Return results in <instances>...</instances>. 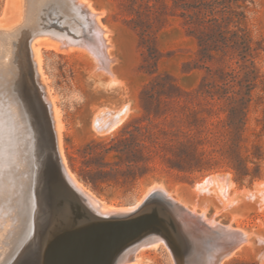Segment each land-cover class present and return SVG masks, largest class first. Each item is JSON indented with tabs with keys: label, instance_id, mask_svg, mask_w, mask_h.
I'll return each instance as SVG.
<instances>
[{
	"label": "rangeland",
	"instance_id": "374dc122",
	"mask_svg": "<svg viewBox=\"0 0 264 264\" xmlns=\"http://www.w3.org/2000/svg\"><path fill=\"white\" fill-rule=\"evenodd\" d=\"M34 1L37 4H34L33 12L37 18H42L40 22L58 29L57 39L74 48L65 53L45 42H36L43 76L60 112L63 154L76 178L98 197L116 206L134 204L154 184L163 185L175 197L185 200L189 209L205 212L208 218L248 232V240L226 256L221 264H264V81L259 80V86L254 90L238 150V155L248 160L249 174L244 178H239L231 164L232 158L238 159L229 150L231 140L222 123L213 125L219 134L218 142L207 143L203 147L212 153L213 163H218L200 170L170 168L160 155L150 162L137 164L120 160L115 151L106 156L85 155L113 145L115 139L126 131L147 124L140 104V91L151 75L142 66L144 54L140 36L133 27V15L123 9L121 0H89L95 9L102 11L101 19L109 28L110 52L114 58L110 71H107L83 48V31L88 21L82 2L47 0L43 9L40 0ZM24 6V0L22 3L21 0H0V24L16 23ZM246 24L254 40L253 45L257 47L253 58L255 65L264 78V0L250 3ZM159 25L158 46L162 52L159 70L175 75L184 88L193 89L206 72L204 68L194 67L197 41L187 34L182 17L170 11ZM22 55L26 56L21 48L13 61L16 79L7 82L0 79V264H38L33 258L42 261L43 256L38 218L31 237L24 235V221L18 212L14 182L21 162L27 157L26 149L30 151L31 144L36 142L44 144V139L51 133L48 103L34 81L32 69H23L25 57ZM211 64L218 67L221 63L215 61ZM232 66L238 67V64L232 63ZM118 115H123V120L113 129L100 131L94 126L93 120L98 116L115 118ZM220 115L224 117L225 113ZM99 169L114 171L96 173ZM90 170L98 178L97 187L83 179L90 176ZM164 194L168 196V193ZM204 209L206 211L201 212ZM162 235L172 245L171 236L163 232ZM168 246L163 241L157 247L143 248L137 252L138 260L128 264H175L177 261L201 264L204 252H195L184 245L178 246L179 251ZM76 262L87 264L83 260Z\"/></svg>",
	"mask_w": 264,
	"mask_h": 264
},
{
	"label": "bare ground",
	"instance_id": "6f19581e",
	"mask_svg": "<svg viewBox=\"0 0 264 264\" xmlns=\"http://www.w3.org/2000/svg\"><path fill=\"white\" fill-rule=\"evenodd\" d=\"M24 1L23 14L21 13L22 16L16 23L0 24V79L5 82L16 79V66L13 61L22 48L26 55H22L25 57L22 67L25 70L32 69L34 81L41 89L39 91H43L42 95L48 103L51 133L44 139V144L36 142L31 144L30 151L26 149L27 157L21 162L14 178L18 212L24 221V235L31 237L37 226V218L41 227L42 261L37 258L33 260L38 264H76L78 260L87 264H128L138 260L139 250L150 246L157 247L165 241V245L167 243L178 251V246L184 245L195 252H204L201 264H221L226 256L248 240L249 234L245 229L234 228L212 217L208 218L202 212L205 209L201 210L202 213L193 210V207L189 209L184 203L185 200L175 197L167 188L158 184L147 189L149 191L134 204H109L72 173L61 144L60 112L43 76L39 46L36 42H45L49 47L65 53H70L73 47L62 44L57 39L55 34L58 29L40 22L42 18H37L33 12L37 1ZM40 1L44 9L47 0ZM78 1L84 4L83 11L88 21L86 30L83 31V48L98 59L101 68L110 71L114 57L110 52L112 43L108 35L109 28L101 19L103 13L95 9L89 0ZM41 36L46 37L41 39ZM123 117L98 116L93 123L100 131H105L118 126ZM42 162L45 164L44 175L41 174ZM164 193H168V196ZM55 230L60 233L55 234ZM162 232L171 236L173 246ZM55 235H58V239H55ZM177 255L181 258L179 252ZM184 256L187 260L186 254ZM175 264L182 262L177 261Z\"/></svg>",
	"mask_w": 264,
	"mask_h": 264
},
{
	"label": "trees",
	"instance_id": "16d2710c",
	"mask_svg": "<svg viewBox=\"0 0 264 264\" xmlns=\"http://www.w3.org/2000/svg\"><path fill=\"white\" fill-rule=\"evenodd\" d=\"M250 3L253 0H121L123 9L133 15V27L143 48L142 66L151 75L140 91L147 124L135 126L113 145L85 155L106 156L115 151L120 160L136 164L160 155L170 168L200 170L218 163H213L212 153L203 147L218 142L213 125L222 123L231 140L229 150L238 159L232 158L231 164L239 178L248 175V160L239 156L238 150L254 90L259 80L264 81L253 59L257 47L246 24ZM169 11L182 17L187 34L197 41L194 67L206 71L191 90L184 88L175 75L159 70V24ZM215 61L221 64L214 67L211 63ZM214 116L217 119H211ZM113 171L99 169L96 173ZM83 179L98 186L95 173Z\"/></svg>",
	"mask_w": 264,
	"mask_h": 264
},
{
	"label": "water",
	"instance_id": "95a60500",
	"mask_svg": "<svg viewBox=\"0 0 264 264\" xmlns=\"http://www.w3.org/2000/svg\"><path fill=\"white\" fill-rule=\"evenodd\" d=\"M42 167H41V171H42V173L41 174H43L44 175V168H45V164H44V162H42ZM44 177V176H43ZM44 179V178H43ZM66 182V181H65ZM67 184V183H66ZM67 186H68V184H67ZM72 194H73V196H74V198L77 200V201H79V198L76 196V194L75 193H73L72 192ZM59 234L60 233V231H58V230H55V234ZM56 236V238L55 239H58V235H55ZM54 236V237H55Z\"/></svg>",
	"mask_w": 264,
	"mask_h": 264
}]
</instances>
